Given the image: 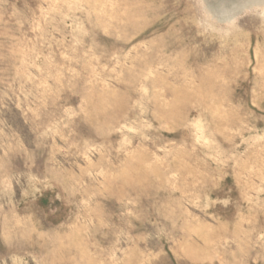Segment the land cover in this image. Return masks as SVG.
<instances>
[{
    "label": "rangeland",
    "instance_id": "374dc122",
    "mask_svg": "<svg viewBox=\"0 0 264 264\" xmlns=\"http://www.w3.org/2000/svg\"><path fill=\"white\" fill-rule=\"evenodd\" d=\"M262 4L0 0V264H264Z\"/></svg>",
    "mask_w": 264,
    "mask_h": 264
},
{
    "label": "clouds",
    "instance_id": "9594fccd",
    "mask_svg": "<svg viewBox=\"0 0 264 264\" xmlns=\"http://www.w3.org/2000/svg\"><path fill=\"white\" fill-rule=\"evenodd\" d=\"M262 6H264V4H262ZM202 28H203V31L204 32H207L208 29L210 28V26H202ZM211 31L214 32V33H217V35L221 39H226L230 35V33H231V31L230 30H227V29H225V30H218V29L212 28Z\"/></svg>",
    "mask_w": 264,
    "mask_h": 264
}]
</instances>
